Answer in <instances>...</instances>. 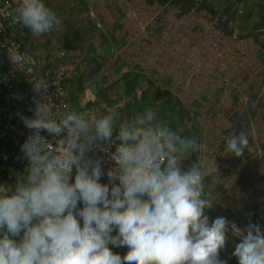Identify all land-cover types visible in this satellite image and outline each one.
I'll use <instances>...</instances> for the list:
<instances>
[{"label":"clouds","instance_id":"clouds-1","mask_svg":"<svg viewBox=\"0 0 264 264\" xmlns=\"http://www.w3.org/2000/svg\"><path fill=\"white\" fill-rule=\"evenodd\" d=\"M11 15L34 35L61 23L45 0H17ZM7 53L22 69L18 47ZM32 80L43 101L33 118L21 117L32 130L20 145L25 172L14 185L0 184V264H227L219 253L228 233L239 237L232 252L238 264H264L260 225L241 229L223 216L210 222L205 213L213 204L207 163H186L200 148L194 137L168 126L151 107L126 118L73 107L54 111L46 78ZM248 143L240 132L226 150L239 157ZM95 149L112 162L106 172L104 158L89 155ZM118 247L123 256L112 251Z\"/></svg>","mask_w":264,"mask_h":264},{"label":"crops","instance_id":"crops-1","mask_svg":"<svg viewBox=\"0 0 264 264\" xmlns=\"http://www.w3.org/2000/svg\"><path fill=\"white\" fill-rule=\"evenodd\" d=\"M45 4L61 21L55 31L18 36L40 56L64 47L71 59L79 58L66 81L69 96L70 80L78 75L80 101L90 116L156 110L168 126L200 144L186 163H207L210 222L223 216L241 229L254 223L264 231V0ZM6 64L0 50V65ZM94 95L96 103L90 102ZM240 132L249 143L236 157L226 145ZM17 176L6 174L0 184L14 185ZM238 242L228 233L222 250L234 251ZM112 251L125 254L122 247Z\"/></svg>","mask_w":264,"mask_h":264},{"label":"built area","instance_id":"built-area-1","mask_svg":"<svg viewBox=\"0 0 264 264\" xmlns=\"http://www.w3.org/2000/svg\"><path fill=\"white\" fill-rule=\"evenodd\" d=\"M17 6V0H0V50L7 61L6 65H0V181L6 174H23L28 166L27 159L20 151V145L32 130L26 128L21 119L22 116L33 118L37 101L43 98L33 90V77L43 76L48 82L46 101L53 106V110L64 111L67 108L66 81L70 79L75 71L76 60L66 48L50 49L48 54L39 55L37 51H29L28 46L19 38L18 33L31 31L12 22V15ZM52 30L45 35H50ZM11 46L18 47L23 54L24 61L22 69L15 68L9 61L7 49ZM46 139L52 137L42 131ZM95 158H104L102 164L106 170L112 166L107 159L106 153L95 149L89 153ZM102 183H107V176L101 177ZM233 251L221 250L219 258L227 264H238L232 255Z\"/></svg>","mask_w":264,"mask_h":264},{"label":"rangeland","instance_id":"rangeland-1","mask_svg":"<svg viewBox=\"0 0 264 264\" xmlns=\"http://www.w3.org/2000/svg\"><path fill=\"white\" fill-rule=\"evenodd\" d=\"M80 78H81V76L78 77V75H76V76H74V78H72L70 80L69 90H70V93L71 94L69 96V93H67L68 103H67V108L66 109H68L69 107H71L70 106V101H69V98H71L73 100V103H72L73 108L76 109V107L78 106L79 108H77L76 110L81 111L83 113H86L87 115H92L93 112H88V107L89 106L84 107L82 101H80L81 100V96H82L81 95V89H79V84H80L79 83V79ZM92 82H93L92 83L93 84L92 87H95L94 80ZM94 97H95L94 98L95 100H93V99L90 98V102H93V103H96L97 102L98 97L95 96V95H94ZM90 102H88V103H90ZM90 104H92V103H90Z\"/></svg>","mask_w":264,"mask_h":264},{"label":"flooded vegetation","instance_id":"flooded-vegetation-1","mask_svg":"<svg viewBox=\"0 0 264 264\" xmlns=\"http://www.w3.org/2000/svg\"><path fill=\"white\" fill-rule=\"evenodd\" d=\"M15 238V237H14Z\"/></svg>","mask_w":264,"mask_h":264}]
</instances>
